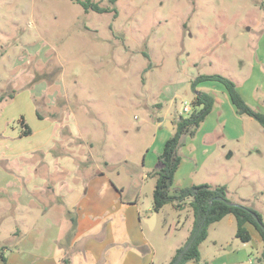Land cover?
<instances>
[{"label":"rangeland","instance_id":"374dc122","mask_svg":"<svg viewBox=\"0 0 264 264\" xmlns=\"http://www.w3.org/2000/svg\"><path fill=\"white\" fill-rule=\"evenodd\" d=\"M90 1L112 8L109 0ZM114 7L115 15L86 12L72 0H0V128L14 98L18 105L28 97L59 129L56 146H74L70 153L99 165L109 158L106 171L123 177L126 160L155 161L174 122L186 116L184 105L192 111L195 92L208 93L215 113L182 138L171 190L224 186L231 203L252 208L264 223V128L235 113L220 83L191 88L198 76L221 75L264 114V0H117ZM17 120L8 118L3 131ZM149 184L141 207L152 206ZM192 220L188 205L159 210L156 228L146 230L154 264L184 245ZM235 234L232 215L211 224L199 261L186 264H264L262 242Z\"/></svg>","mask_w":264,"mask_h":264},{"label":"crops","instance_id":"0c3cea01","mask_svg":"<svg viewBox=\"0 0 264 264\" xmlns=\"http://www.w3.org/2000/svg\"><path fill=\"white\" fill-rule=\"evenodd\" d=\"M14 99L0 128V264L2 257L5 264H154L146 230L156 228L158 212L150 204L141 207L139 197L148 180L153 191L155 179L149 173L159 166L162 146L155 161L146 158L138 165L126 160L123 177L116 169L110 175L105 169L109 158L99 165L70 153L74 146H56L55 122L43 117L28 97L18 105ZM214 113L215 104L200 127ZM17 116L16 126L3 131L8 118ZM21 119L29 135H21ZM181 165L182 160L173 184ZM245 227L251 239L261 242L251 225Z\"/></svg>","mask_w":264,"mask_h":264},{"label":"trees","instance_id":"16d2710c","mask_svg":"<svg viewBox=\"0 0 264 264\" xmlns=\"http://www.w3.org/2000/svg\"><path fill=\"white\" fill-rule=\"evenodd\" d=\"M79 4L84 11H92L97 14L116 12L114 7L117 0H109L111 9L101 7L90 0H72ZM216 81L220 83L230 103L235 109V113L240 116H247L255 120L264 128V114L252 109L242 98L233 81L221 75L198 76L191 83L192 90L202 82ZM13 95H9L12 98ZM5 96H0V102ZM192 111L187 116H179L174 122L175 129L164 143L161 153L158 155V168L149 173V177L155 179L152 191V211L157 213L167 204H170L176 211H182L188 205L192 213V227L190 234L183 246L175 251L174 256L168 264H172L176 256L182 251L188 242L194 238L190 247L184 253L179 264L188 262L197 263L200 259V244L207 238L208 228L211 224L221 221L227 215H232L236 223V237L243 243L251 240V236L246 229V225H251L261 238L263 245L262 255L264 256V223L258 212L252 208L231 203L226 197L224 186L212 187L208 184L190 185L170 192L174 182L175 173L181 163L180 149L183 146L182 138L193 137L205 118L211 113L214 105V98L205 92H195L192 103ZM37 117L42 118L39 113ZM22 136L30 134V129L23 124ZM219 198V199H217ZM188 201V203H186ZM2 264L5 258L2 257ZM63 264H68L64 261Z\"/></svg>","mask_w":264,"mask_h":264},{"label":"water","instance_id":"95a60500","mask_svg":"<svg viewBox=\"0 0 264 264\" xmlns=\"http://www.w3.org/2000/svg\"><path fill=\"white\" fill-rule=\"evenodd\" d=\"M164 124H165V127L168 128V129L170 130V128H171V126H172L171 122H169V121H165ZM217 199H219V198H217ZM193 240H194V238L191 239V240L188 242V244L185 246V248H183L182 251L176 256V259L173 261L172 264H179V263H180V261L182 260V257H183V255H184V253H185L186 250L190 247V245L192 244Z\"/></svg>","mask_w":264,"mask_h":264},{"label":"built area","instance_id":"2783aa9c","mask_svg":"<svg viewBox=\"0 0 264 264\" xmlns=\"http://www.w3.org/2000/svg\"><path fill=\"white\" fill-rule=\"evenodd\" d=\"M182 113L186 114V116H187L188 114L191 113V107L184 105V107L182 109Z\"/></svg>","mask_w":264,"mask_h":264}]
</instances>
